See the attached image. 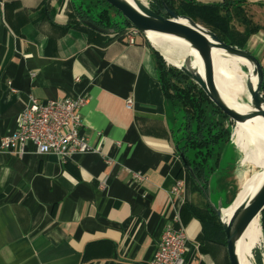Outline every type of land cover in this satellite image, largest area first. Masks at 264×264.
I'll return each mask as SVG.
<instances>
[{
  "label": "crops",
  "instance_id": "crops-1",
  "mask_svg": "<svg viewBox=\"0 0 264 264\" xmlns=\"http://www.w3.org/2000/svg\"><path fill=\"white\" fill-rule=\"evenodd\" d=\"M78 7L0 0V139L16 129L29 95L84 97L79 132L97 150L65 162L32 145L0 150V264H147L167 227L185 231V264H229L224 233L203 232L191 210L212 204L184 178L179 116L164 98L156 48L142 36L128 45L88 33ZM243 9L256 26L245 50L264 68V0H244Z\"/></svg>",
  "mask_w": 264,
  "mask_h": 264
},
{
  "label": "trees",
  "instance_id": "trees-1",
  "mask_svg": "<svg viewBox=\"0 0 264 264\" xmlns=\"http://www.w3.org/2000/svg\"><path fill=\"white\" fill-rule=\"evenodd\" d=\"M243 2L244 0H222L209 3L198 0H149V7L156 13L168 17L163 9L165 5L175 14L187 16L209 29L225 44L245 49L246 40L256 30V26H251L244 33H235L230 25L232 17L246 16H244ZM95 3L107 5L102 0H95ZM76 16L80 20L77 24L84 19L109 30H112L113 25H118L111 24L108 11L103 7H100L99 12L93 17L82 15L79 11L76 12ZM120 19L123 26L118 34H114V38L121 40L125 36L126 28L131 26L121 16ZM244 23L251 24L250 19H246ZM81 27L88 33H95L86 26ZM153 55L164 98L171 104L175 113H180L181 116L174 136L177 138L176 151L181 163L182 157L185 162V165L182 163L184 178L187 183H193L198 189L203 190L207 185L205 183H207L208 175L218 164L220 151L225 145L230 144V134L231 136L234 134L233 123L181 71L167 66L158 51L153 50ZM261 90L264 92V82H262ZM190 151H193V155L188 154ZM185 166L190 167L191 172ZM201 185L203 186L200 187ZM191 210L202 222L203 232L207 227H215L223 233L212 208L209 210L191 207ZM260 222L262 233H264V211L260 214Z\"/></svg>",
  "mask_w": 264,
  "mask_h": 264
},
{
  "label": "water",
  "instance_id": "water-1",
  "mask_svg": "<svg viewBox=\"0 0 264 264\" xmlns=\"http://www.w3.org/2000/svg\"><path fill=\"white\" fill-rule=\"evenodd\" d=\"M102 1L114 8L122 19L127 21L132 28L138 30L140 35L146 38L149 43L148 35L150 33L186 42L190 49L195 52L199 64L195 62V58L188 56L185 57L180 67L175 68L197 85L208 100L234 125H251L256 121L264 122V92L261 90L262 82H264V68L245 49L225 44L209 29L187 16L175 14L165 5L163 9L168 17L156 13L146 3L137 0L133 2L127 0ZM81 23L102 34L112 33V30L100 27L89 20L83 19ZM150 45L154 48L151 43ZM159 54L163 57L160 52ZM214 54L239 58L246 63L244 68L247 71L248 110L240 111L229 105L219 93L214 82ZM181 159L185 165L183 157ZM185 167L190 171V167ZM211 207L225 235L229 264H241L238 253L240 236L250 222L256 217L259 218L261 212L264 211V177L255 190L235 207H232V203L224 207L220 201Z\"/></svg>",
  "mask_w": 264,
  "mask_h": 264
},
{
  "label": "built area",
  "instance_id": "built-area-1",
  "mask_svg": "<svg viewBox=\"0 0 264 264\" xmlns=\"http://www.w3.org/2000/svg\"><path fill=\"white\" fill-rule=\"evenodd\" d=\"M139 36L141 35L138 30L129 27L124 39L128 45H134ZM86 102L84 97L42 102L29 95L27 103L18 115L16 129L0 139V150L23 154L26 147L32 145L36 154H51L63 162L75 155L97 152L79 132V111ZM125 108H131V100L125 102ZM132 178L141 181L143 176L140 173H132ZM103 185L104 181L101 183V186ZM181 191L182 182L177 180L171 188V193L178 197ZM186 241L183 228H164L147 264H185L183 256L187 248Z\"/></svg>",
  "mask_w": 264,
  "mask_h": 264
},
{
  "label": "bare ground",
  "instance_id": "bare-ground-1",
  "mask_svg": "<svg viewBox=\"0 0 264 264\" xmlns=\"http://www.w3.org/2000/svg\"><path fill=\"white\" fill-rule=\"evenodd\" d=\"M127 1L133 2L135 0ZM137 1L142 2V0ZM148 37H151L150 40H154H152V43L165 55L168 64L180 67L185 57L188 56L195 58V62L199 64L195 52L190 49L186 42L154 33H150ZM175 54H178L176 58L172 56ZM215 57V59L213 58V68L217 74H214V82L219 93L229 105L240 111L248 110L247 73L237 70V61L243 65L246 63L239 58L222 56L221 54H216ZM228 64L231 65V68L228 67ZM235 131L240 135L239 141L235 145V153L240 156V160L238 161L239 164L237 162L238 165L234 166V175L236 176L239 166L242 168L252 167L257 171L242 180L240 190L232 202V207L238 205L248 194L255 190L262 177H264V122L256 121L251 125L236 124ZM257 245L264 248V233H262L260 217L254 218L240 236L238 253L241 264H251L249 261L252 260V249Z\"/></svg>",
  "mask_w": 264,
  "mask_h": 264
},
{
  "label": "rangeland",
  "instance_id": "rangeland-1",
  "mask_svg": "<svg viewBox=\"0 0 264 264\" xmlns=\"http://www.w3.org/2000/svg\"><path fill=\"white\" fill-rule=\"evenodd\" d=\"M72 2H74L76 7L79 6L78 7V9L80 10L79 12H82V15H88L92 17L95 16L96 13L99 12L100 7H103L104 9L108 11L111 24L113 23L118 24V25H113L112 34H118L120 32L119 29H121L123 25L121 23L120 15L116 12L114 8L108 7L105 4L104 6L103 4L95 3V0H72ZM142 2L146 3L149 6V0H144V1L142 0ZM245 15L246 13L244 14V16ZM246 19H248L247 16H245L244 18H242V16L232 17L230 25H231L233 32L244 33L245 30H248L251 26H253L252 23L245 24L244 21ZM105 22L107 23V21ZM105 22H102V24H106ZM126 31H127V28H126ZM143 39L146 40V38L144 37ZM148 39L150 43L162 54V52L152 43L153 39L150 40L151 37H148ZM162 55L165 58V55L164 54ZM172 56L176 58L178 54H175ZM213 58L215 59L216 57L214 56ZM255 58L257 59V57ZM170 66H173V65L171 64ZM228 67L231 68V65H229ZM237 70L245 71L247 73L246 69L244 68V65L239 61H237ZM214 74H217V72L214 71ZM236 76L241 79V77H239L238 75ZM177 114L179 116V122H180V117H181L180 113H177ZM232 128H233L234 134H232V136L230 134L229 142H231V140L233 141L231 142L230 146L229 144H227L220 151L218 164L216 168H214L212 173L208 175L207 183H205L207 184L206 187L203 190L198 189L209 199V202H211V204L214 206L216 205L218 201H220L224 207L229 206L233 202L237 193L239 192L240 187H241L240 184L242 180L250 176L254 171H257L252 167L242 168L241 166H239L236 176L234 175V170H235L234 166H237L239 164L238 161L240 160V156L235 153L236 152L235 145L238 143L240 135L239 133L237 134V132L235 131L234 124ZM190 153L193 155V151L188 152L189 155ZM239 169H240V172H239ZM202 186L203 185H201L200 187ZM249 262L251 264H264V248H261L258 245L255 246L252 249V260Z\"/></svg>",
  "mask_w": 264,
  "mask_h": 264
}]
</instances>
